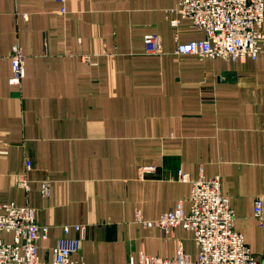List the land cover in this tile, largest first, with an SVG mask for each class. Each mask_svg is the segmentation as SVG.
Instances as JSON below:
<instances>
[{"label": "crops", "instance_id": "crops-1", "mask_svg": "<svg viewBox=\"0 0 264 264\" xmlns=\"http://www.w3.org/2000/svg\"><path fill=\"white\" fill-rule=\"evenodd\" d=\"M179 1L0 0V204L37 210L49 227L39 241L44 264L62 226L73 224L85 225L72 254L82 264H138L180 251L194 259L191 231L142 221L187 211L190 181L200 176L220 178L234 229L264 264V54H175L177 41L205 35L188 20L170 25ZM147 33L161 35L162 53L145 52ZM15 43L24 55L19 86L8 83ZM25 158L28 191L14 178ZM44 179L52 180L48 198ZM258 196L262 227L253 215Z\"/></svg>", "mask_w": 264, "mask_h": 264}, {"label": "built area", "instance_id": "built-area-1", "mask_svg": "<svg viewBox=\"0 0 264 264\" xmlns=\"http://www.w3.org/2000/svg\"><path fill=\"white\" fill-rule=\"evenodd\" d=\"M63 1V0H61ZM64 12L65 9L61 8ZM170 25L176 27L181 20L203 30L204 37L185 42L177 41L174 53L192 54L200 59L222 58L225 60L255 59L264 54V0H180L169 9ZM147 54L162 53V38L157 33L143 36ZM11 75L8 83L21 85L25 76L24 55L15 43L9 51ZM31 161L25 158L24 171L16 173L15 184L28 191L30 181L27 171ZM152 167H144L149 172ZM180 181H190L187 173L179 172ZM189 209L181 206L163 212L154 222L142 221L146 227L158 225L164 232L182 226L192 232L196 255L180 251L173 257L143 255L138 264H261L244 241L243 235L234 229V211L229 198L221 192L219 177L203 176L190 181ZM51 179L41 182V195L48 198ZM262 199H254L253 215L263 226ZM0 264H44L38 258L39 241L48 237V226L41 225L37 210L16 202L0 204ZM73 229L77 235L68 236ZM64 236L58 238L53 248L50 264H82L72 258L84 237V224L63 225ZM4 235H11L7 240ZM130 264H133L131 261Z\"/></svg>", "mask_w": 264, "mask_h": 264}, {"label": "rangeland", "instance_id": "rangeland-1", "mask_svg": "<svg viewBox=\"0 0 264 264\" xmlns=\"http://www.w3.org/2000/svg\"><path fill=\"white\" fill-rule=\"evenodd\" d=\"M145 47V46H144ZM146 52V51H145ZM153 55H157V54H153ZM11 75V74H10Z\"/></svg>", "mask_w": 264, "mask_h": 264}]
</instances>
